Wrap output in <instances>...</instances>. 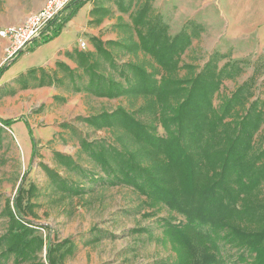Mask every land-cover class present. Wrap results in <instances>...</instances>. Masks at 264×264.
<instances>
[{"label":"trees","instance_id":"1","mask_svg":"<svg viewBox=\"0 0 264 264\" xmlns=\"http://www.w3.org/2000/svg\"><path fill=\"white\" fill-rule=\"evenodd\" d=\"M92 1L71 0L66 14L49 23L51 36L43 41ZM88 15L95 26L114 19L111 30L117 38L90 36L88 49L63 52L74 67L56 61L53 70L31 68L16 80L18 89L65 86L87 97L126 99L127 105L75 118L108 137L79 140L78 159L84 156L93 169L58 151L53 152L56 168L39 162L49 187L62 199L84 196L91 190L86 184L127 187L144 198L148 209L165 207L181 215L184 221L176 224L159 220L155 240L169 245L175 256L170 264H264V144L254 140L264 127V100L254 94L256 72L220 95L225 81L243 74L245 63H221L228 55L218 51L200 68L182 63L204 28L189 20L170 35L153 0H96ZM23 52L0 65V79ZM17 121L29 127L22 118H0L8 129ZM60 126L75 131L67 123ZM35 157L38 146L32 139ZM61 169L76 179L64 177ZM38 193L33 183L20 185L5 202L0 264L10 258L13 264H64L73 255L70 239L38 233L46 228L33 222Z\"/></svg>","mask_w":264,"mask_h":264},{"label":"rangeland","instance_id":"2","mask_svg":"<svg viewBox=\"0 0 264 264\" xmlns=\"http://www.w3.org/2000/svg\"><path fill=\"white\" fill-rule=\"evenodd\" d=\"M37 3L38 0H0V29L22 22L35 11ZM89 3L64 23L55 37L45 42L43 39L50 38L51 34L45 35L31 48L24 49L0 79V118H22L29 126L23 121L13 123L10 129L0 124V235L7 226L2 213L5 202L13 198L20 185L27 188L33 183L39 190L34 199L38 204L37 219L33 222L46 227L39 228L38 233L44 238L49 235L52 240L70 239L75 245L73 255L66 257L64 264H170L174 253L169 245L155 240L161 233L159 220L167 219L176 224L184 221L181 215L165 207L148 209L143 205L144 198L127 187L86 184L87 190H91L84 196L62 199L49 187L48 179L38 166L42 162L56 168L53 152L58 151L93 169L84 156L78 159L79 140L91 141L108 137V134L94 131L75 118L127 105L126 99L87 97L65 86L18 89V77L31 68L53 63L59 48L81 49L79 41L83 40L88 49L90 36L103 40L117 38L111 30L114 19H105L98 26L88 22ZM153 6L167 19L170 35L179 32L189 20L203 26L199 38L193 40L182 55V63L200 68L213 51L228 55L221 63L243 61V74L234 82L225 81L219 94L231 92L256 72L254 94L264 100V3L257 4V0L156 3L153 0ZM6 46L7 41L0 38V65L6 58ZM15 90V94L9 95ZM62 98L66 100L63 102ZM214 102L216 104L217 100ZM62 123L73 126L75 131L62 128ZM32 139L37 142L39 155L33 159ZM254 140L257 145L261 141L264 144V127ZM59 172L71 180L76 179L63 169ZM262 196L264 198V186ZM5 264H13L12 258Z\"/></svg>","mask_w":264,"mask_h":264},{"label":"built area","instance_id":"3","mask_svg":"<svg viewBox=\"0 0 264 264\" xmlns=\"http://www.w3.org/2000/svg\"><path fill=\"white\" fill-rule=\"evenodd\" d=\"M69 2L71 0H44L42 7L29 14L22 23L0 29V38L7 41L5 60L26 49L33 41L49 35L47 26L63 13ZM79 46L81 50H85L87 43L80 40Z\"/></svg>","mask_w":264,"mask_h":264},{"label":"crops","instance_id":"4","mask_svg":"<svg viewBox=\"0 0 264 264\" xmlns=\"http://www.w3.org/2000/svg\"><path fill=\"white\" fill-rule=\"evenodd\" d=\"M167 1H178V2H183V1H185V2H194V0H155V2L156 3H165V2H167ZM43 3H44V0H38V3H37V5L36 6H34V9H35V11H33V12H36L38 9H40L41 7H42V5H43ZM94 3H95V1H92V2H90L89 3V8H88V11H87V13L89 12V10H91L92 8H93V6H94ZM261 4V3H264V0H257V4ZM33 12H31V13H33ZM27 17V16H26ZM25 17V18H26ZM24 21V20H23ZM22 21V22H23ZM22 22H20V23H22ZM19 23V24H20ZM18 25V24H17ZM39 40H35V41H33L27 48H31V46L33 45V44H35V43H37ZM70 49H72V46L70 47V48H59L58 49V51L56 52V54H55V57H54V61H53V63H49V64H46V65H44V66H42V67H44L46 70H53L54 68H55V62L56 61H65L66 63H68L69 64V66H71V67H74V65L71 63V62H69V61H67L64 57H63V52L64 51H66V50H70ZM9 78H11V77H9ZM43 88H49V87H43Z\"/></svg>","mask_w":264,"mask_h":264}]
</instances>
